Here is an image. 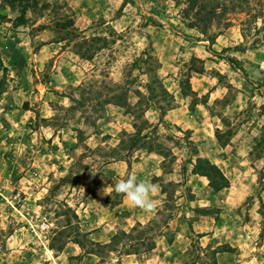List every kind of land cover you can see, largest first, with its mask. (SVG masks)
Returning a JSON list of instances; mask_svg holds the SVG:
<instances>
[{
	"label": "rangeland",
	"instance_id": "374dc122",
	"mask_svg": "<svg viewBox=\"0 0 264 264\" xmlns=\"http://www.w3.org/2000/svg\"><path fill=\"white\" fill-rule=\"evenodd\" d=\"M187 1L0 0V264H264V0L208 25Z\"/></svg>",
	"mask_w": 264,
	"mask_h": 264
},
{
	"label": "trees",
	"instance_id": "16d2710c",
	"mask_svg": "<svg viewBox=\"0 0 264 264\" xmlns=\"http://www.w3.org/2000/svg\"><path fill=\"white\" fill-rule=\"evenodd\" d=\"M224 2L225 5H222V10L220 11V13L216 11V9L219 8L218 0H208L206 2L208 4L209 10H207L203 0H189L187 1V4L189 6L187 10L192 12V10H195L196 8V11L194 13L195 19L198 20L199 22H205L208 25L213 21L218 22V20H220V18L224 16L226 12L231 13L243 9V7L241 6L243 3H241L240 0H224ZM202 10L207 11L205 15H201ZM185 12L187 11L185 10ZM195 25L196 22H193L192 26ZM205 30L206 29H203L202 32H205ZM139 133L140 132L136 130V132L134 133V137L139 138L140 140H142L143 138L144 139L147 138V140H149V137L147 136L146 133H144L142 136H140ZM192 174L205 177L208 182V187L214 193L220 192L224 188H227L229 185L227 178L223 175L221 170L207 159L197 158L192 169ZM202 212H208V211L203 210ZM136 227H141V225L138 224L136 225ZM134 228L135 227H133L130 231H133ZM122 235L128 236V234L126 233H122ZM117 236L118 234L116 233L112 237V241L114 240L113 242H116L115 240H117ZM226 250H229L228 247L222 246L216 249V251H212V253L215 254L216 252H222Z\"/></svg>",
	"mask_w": 264,
	"mask_h": 264
},
{
	"label": "clouds",
	"instance_id": "9594fccd",
	"mask_svg": "<svg viewBox=\"0 0 264 264\" xmlns=\"http://www.w3.org/2000/svg\"><path fill=\"white\" fill-rule=\"evenodd\" d=\"M110 187L117 194H122L133 208L151 213L157 207V201L152 198V194L156 192V186L151 182H137L135 176L129 175L127 179H121Z\"/></svg>",
	"mask_w": 264,
	"mask_h": 264
},
{
	"label": "crops",
	"instance_id": "0c3cea01",
	"mask_svg": "<svg viewBox=\"0 0 264 264\" xmlns=\"http://www.w3.org/2000/svg\"><path fill=\"white\" fill-rule=\"evenodd\" d=\"M199 158V157H198ZM219 168V167H218ZM221 170V169H220ZM222 172V171H221ZM223 173V172H222ZM192 174V173H191ZM223 175H224V173H223ZM225 176V175H224ZM202 177V176H201ZM226 177V176H225ZM203 178H205V177H203ZM206 179V178H205ZM228 180V179H227ZM207 181V180H206ZM137 182H138V180H137ZM207 186H208V182H207ZM228 187H229V185H228ZM228 187L227 188H224L223 190H226V189H228ZM209 188V187H208ZM223 190H221V191H223ZM220 191V192H221ZM164 193V192H163ZM219 193V192H218ZM125 204H127L128 202H127V200L125 199V202H124ZM205 211H207V210H205ZM131 212L132 213H135L136 212V216L138 217H135L136 219H135V221L134 222H136L135 224L136 225H143L145 222H148V220H146V219H144L143 218V215L144 214H140V212H139V210L138 209H132L131 210ZM203 213H208V212H203ZM177 220V218L176 219H174V221H176ZM133 227V226H132ZM132 228H130V230H131ZM129 230V231H130ZM128 231V232H129ZM128 232H126V234L128 233ZM173 235V234H172ZM175 235V234H174ZM242 236H244V234L242 235ZM113 237V236H112ZM205 237H207V236H204V237H202V238H205ZM243 239H245V236H244V238ZM172 241L173 242H175V239H172ZM246 241H248V239H246ZM206 246V245H205ZM227 246V245H226ZM228 247V246H227ZM215 248V247H214ZM154 248H152V249H150L151 251L153 250ZM213 249V248H212ZM262 248L260 247L259 249H255V252H254V257H256V262L257 261H259V260H261L262 261V259L264 258V250H261ZM208 250L209 249H207V252H208ZM227 252H229L228 250H226V251H222V252H216L215 253V256H216V258L219 260L220 258H222L224 255H228V253ZM172 254H173V257H178L177 256V253L176 252H174V251H172ZM258 264H260V263H258Z\"/></svg>",
	"mask_w": 264,
	"mask_h": 264
},
{
	"label": "built area",
	"instance_id": "2783aa9c",
	"mask_svg": "<svg viewBox=\"0 0 264 264\" xmlns=\"http://www.w3.org/2000/svg\"><path fill=\"white\" fill-rule=\"evenodd\" d=\"M30 227L37 238H42L51 230L52 223L46 218H42L34 225H30Z\"/></svg>",
	"mask_w": 264,
	"mask_h": 264
}]
</instances>
